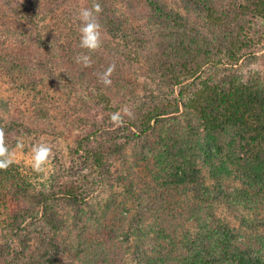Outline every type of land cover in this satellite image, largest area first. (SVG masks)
Returning a JSON list of instances; mask_svg holds the SVG:
<instances>
[{"label":"trees","instance_id":"obj_1","mask_svg":"<svg viewBox=\"0 0 264 264\" xmlns=\"http://www.w3.org/2000/svg\"><path fill=\"white\" fill-rule=\"evenodd\" d=\"M77 1L78 7L72 9L77 15L81 8L91 7L94 2ZM122 1L126 3L96 0L102 6V44L95 52L87 53L92 60L90 67L77 64L74 59L86 50L78 46V16L65 10L70 0H45L43 9L50 15L52 27L48 28L47 43L55 47V54L79 80L107 92L129 86L132 79L124 74L138 52L132 48H147L148 69L171 94L162 88L159 93L157 90L139 94L140 119L129 117L127 124L113 132L107 128L106 140L89 143L94 140L87 136L80 141L78 148L84 155L76 151L83 169L63 168L49 186L39 187L15 162L0 170V216L11 218V234L19 238L15 244L11 235H0V264H58L60 213L70 207L80 210L91 189L111 174L109 160L115 155L124 157L126 146L136 138L144 136V142H148L145 137L149 132H157V140L143 143V151L138 153L143 156H136L139 162H150L143 167L148 189L138 194L135 201L141 210L134 216L125 215L131 208L124 193L123 198L112 194L99 218L105 225L102 237L85 236L79 253L91 264H127L116 252L117 238L124 235L128 240L131 231L145 233L148 224L143 222H149L148 233H152L155 249L137 253L133 250L138 264H264V234L250 233L240 240L234 227L214 217L204 231L197 226L192 236L184 232L179 235L173 223L184 226L182 216L189 220L192 214L184 216L169 199H174L173 188L181 185L183 189L191 185L199 196L200 188L212 192L201 174L202 163L213 179L233 175L240 180L241 187L233 193L235 205L247 202L250 208H264V79L258 73L244 79L235 71L244 50L264 40V30L260 32L257 27L258 22L264 21V0H180L181 9L169 7L165 0ZM17 5V12L26 19L37 16L31 13L38 7L37 0ZM2 19L0 15V22ZM134 22L139 26L136 32H132ZM129 34L135 35L130 43ZM16 52V48L8 52L0 44V66L13 76L18 71L13 64ZM110 65H115L110 76L113 82L105 86L99 74ZM205 67L210 69L209 76H203ZM19 79L24 78L19 75ZM23 82L19 89L37 104L36 113L42 115L47 105H57L53 92L44 90L49 89L43 85L44 77ZM101 98L106 108L110 107L107 93ZM70 104L66 102L65 106ZM80 107L69 108L79 112ZM4 126L0 120V129L4 130ZM4 139L11 148L5 135ZM194 202L202 206L205 200L198 198ZM192 218L193 223H200L197 212ZM33 219L44 223L32 238L22 235L21 231L27 230L26 223ZM180 243L184 251L173 258L170 253Z\"/></svg>","mask_w":264,"mask_h":264},{"label":"rangeland","instance_id":"obj_2","mask_svg":"<svg viewBox=\"0 0 264 264\" xmlns=\"http://www.w3.org/2000/svg\"><path fill=\"white\" fill-rule=\"evenodd\" d=\"M29 1L0 0V15L3 16L2 22H0V44L7 47L8 52L14 48L17 49L13 64L18 70L13 76L0 66V120L6 127L3 132L8 138L11 149H15L18 142L23 144V148L16 150L15 163L18 164L24 175L41 187L42 184L49 186L54 181L55 175L59 174L63 168L72 169L73 167L75 171L83 169L84 164L80 155L84 154L79 151L78 147L80 141L86 139L87 136H91L94 140L89 143H97V139L106 140L109 131L113 132L118 127L127 124L129 117L133 120L140 119L142 112L138 107L139 94L142 92L148 94L151 91L157 93V90L159 93L160 88L169 94L171 92L158 77H153L147 65V48L142 50L139 46L132 48L133 52L138 50L137 56L133 55L131 66L126 67V74H124L125 77L132 79L128 87L115 88V92H107L106 89H96L89 86L85 81L79 80L74 75L75 73L71 72V69L67 68V65L55 54L57 53L55 47L47 43L48 28L52 29V27L49 26L50 15H47L43 9L45 0H37L38 7L34 12H31L37 16H34L32 20L26 19L22 12H17L19 8L17 2L28 5ZM120 1L122 4L126 3L122 0H116L119 5H121ZM77 2V0H70L69 5L66 2L65 10L73 13L74 16H78L72 10L74 6L78 7ZM165 3L175 9L182 7L180 0H165ZM133 24L132 32H136L139 30V26L136 22ZM257 25L258 28H261L260 32L264 30V21L258 22ZM103 31H105L104 28ZM129 35L130 43L135 35ZM244 52L246 53L235 66V71L241 73L244 79L253 73H258L264 79V40L260 44H255L253 48L244 50ZM21 59L23 60L21 61ZM205 68L203 76H209L210 69H208L209 67ZM28 69L32 73L28 72ZM19 75L24 78V82L19 79ZM42 77H44L43 85L49 88H44V90L53 92L55 97L53 101L57 105H47L46 113L39 115L36 113L37 104L33 103L25 90L19 89V87H21L22 82L25 84L33 78L40 81ZM199 80L197 79L196 82ZM131 89H134L132 93ZM106 93L110 100V107L108 108L105 106V101L102 103L101 98ZM53 101L51 100L52 103H54ZM66 102L71 103L69 107L72 105L81 106L82 111L77 112L78 110L65 106ZM41 105L43 106V104ZM125 108L129 110L131 116L124 113ZM117 111L120 112L123 121L120 124H115L110 120V115ZM9 126L10 128H8ZM157 136V132H149L148 136L145 137L148 142H144V136H142V138H136L128 144L125 148L124 157L115 155L109 160L112 169L111 174L105 175L100 185L91 189L86 202L81 205V209L70 207L60 213L58 245L61 261L58 264H91L84 258L83 254L79 253L78 247L85 236L94 238L104 232L105 225L99 218L112 194H119L123 198L124 193V200L129 203V208H131L130 211H125V215L134 216L141 210L135 201L138 194L146 193L148 189L144 178L147 171H143V167L150 165V162L148 160L143 161V159L139 162L136 156L141 152L143 143H154ZM39 143H46L52 149L45 172L42 174L33 172L30 167L31 148ZM85 143L87 142L84 141L83 144ZM76 150L79 151L80 155ZM142 156L141 153L140 157ZM200 165L201 174L206 179L205 183L211 186L212 192L207 193L200 188L198 191L202 196H199L191 185L184 189V185H181L178 188H173L174 199L169 198L170 202L172 201V206L182 210L184 216L190 217L192 214L189 220L182 216L184 226L180 227V224L173 223L179 235L184 232V234L187 233L188 237L192 236L197 226L204 231L205 226L212 224L211 221L214 217L220 218L234 227L240 240L244 239V235L249 236L250 233L264 234V208H250L247 202L242 205H235L232 200L234 191L241 187L240 180L233 175L223 176L219 180L213 179L206 172L205 165L202 163ZM219 186L222 192H220ZM177 189H180V192H177ZM129 190H133L135 193L133 194ZM198 198L205 200L202 206L195 205L194 201ZM193 212L200 215V223H193ZM177 217L181 219L180 213L177 214ZM43 223L34 219L28 221L26 223L27 230H22L21 234L32 238ZM143 223L148 224L146 230H143L145 233L131 231L128 240H125L124 235L117 238L116 252L127 264H138L133 250L137 253L141 249L142 251L155 249L152 233H148L151 225L149 222ZM155 223L152 225L155 226ZM10 225H12L11 218L4 214L1 215L0 235H11L14 243L17 244L19 238L13 236V233L11 234ZM158 250L161 251L159 247ZM163 250L166 251L164 247ZM182 251L184 248L181 247L180 243L175 247L172 254L170 253V256L177 257Z\"/></svg>","mask_w":264,"mask_h":264},{"label":"clouds","instance_id":"obj_3","mask_svg":"<svg viewBox=\"0 0 264 264\" xmlns=\"http://www.w3.org/2000/svg\"><path fill=\"white\" fill-rule=\"evenodd\" d=\"M102 12V6L99 2L92 3L91 7H83L78 12L79 20V48L86 50L76 55L75 62L84 67H90L92 64L91 56L87 53H93L101 47L102 44V25L99 21V15ZM115 70V65L99 74V79L105 86H110L111 73ZM124 113L131 116V113L125 108ZM110 120L115 124L122 123L119 111L110 115ZM23 148L22 142H18L15 149L9 148L5 143L4 132L0 129V170H6L15 162L16 150ZM52 154L51 147L46 143L33 145L31 148L30 167L33 172L42 174L45 172L46 165Z\"/></svg>","mask_w":264,"mask_h":264}]
</instances>
